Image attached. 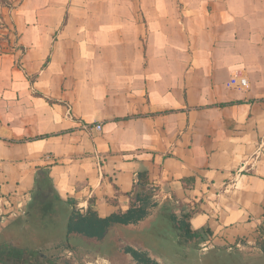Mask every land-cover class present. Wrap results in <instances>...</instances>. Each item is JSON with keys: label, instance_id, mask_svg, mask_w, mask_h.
<instances>
[{"label": "crops", "instance_id": "0c3cea01", "mask_svg": "<svg viewBox=\"0 0 264 264\" xmlns=\"http://www.w3.org/2000/svg\"><path fill=\"white\" fill-rule=\"evenodd\" d=\"M238 3L199 4L207 13L204 48H153L160 34L149 18L125 29L133 39L146 37L141 49L78 50L58 35L24 53L25 34H19L21 47L7 52L0 39V233L25 215L43 169L63 199L104 216L127 209L142 189L138 174L148 171L157 209L178 204L191 211L192 228L208 235L205 245L258 246L264 238V33L249 35L255 45L247 51L236 35L216 33V26L233 24ZM248 4L264 10V0ZM258 23L264 26V16ZM68 25L69 19L63 31ZM91 27L89 41L98 36ZM236 74L247 77L248 88L228 86ZM154 221L149 215L115 225L102 240L72 244L68 255L80 250L86 264H136L125 251L113 258L106 239L120 228L151 232Z\"/></svg>", "mask_w": 264, "mask_h": 264}, {"label": "rangeland", "instance_id": "374dc122", "mask_svg": "<svg viewBox=\"0 0 264 264\" xmlns=\"http://www.w3.org/2000/svg\"><path fill=\"white\" fill-rule=\"evenodd\" d=\"M202 1L205 0H0L1 50L13 52V45L18 46L19 34H25L24 44L27 47H23L24 53L27 49L39 48L40 43L47 39L51 41L52 36L58 40V35L61 36L59 38L66 39L67 48L78 50L125 49L131 48V45L135 48H146L148 44L146 37L133 39L131 33L125 30L131 24L141 23L146 18L153 20L159 28L160 39L151 42L153 48L179 50L190 48L192 45L204 48L207 38L202 29L205 28L203 24L207 22L205 19L207 13L205 9L199 8ZM235 1L239 3L232 13L233 24L223 23L220 27L216 26V33L230 32L236 35L240 49L247 51L255 45L249 35L264 33V26L258 23V19L264 16V10L258 7L253 12L248 0ZM250 17H256V23L249 24ZM68 19L69 29H65V32L64 25ZM89 25L92 26L90 30L97 31L98 35L91 41L88 39ZM108 28L110 31L106 32ZM39 60L38 57L30 61L37 64ZM28 61L29 58L26 62ZM21 64L19 62V65ZM236 75L248 83L246 76ZM236 75L230 79L228 86ZM34 76L35 74L31 78ZM248 85L249 83L244 89L248 88ZM182 209L178 204L163 212L157 207L152 208L150 216L152 215L155 221L150 227L151 232L141 230L132 234L129 229H115L106 239L107 253L120 260L118 253L124 252L126 248L139 246V250L157 257L159 264H264V252L257 245L210 247L205 245L208 235L202 233L192 241H186L179 235L168 217L174 211L181 216ZM47 232L43 233L39 244L45 253L55 254L59 252L55 247L64 240V230L55 225ZM75 236L77 237L71 241L70 247L72 244H81L82 240L94 241L83 236ZM30 238L34 244L37 235L34 233ZM142 245L145 248H142ZM70 247L63 251L62 262L86 264L82 251L76 250L72 252L73 255H68Z\"/></svg>", "mask_w": 264, "mask_h": 264}, {"label": "trees", "instance_id": "16d2710c", "mask_svg": "<svg viewBox=\"0 0 264 264\" xmlns=\"http://www.w3.org/2000/svg\"><path fill=\"white\" fill-rule=\"evenodd\" d=\"M137 184L142 189L130 197L127 209L104 216L91 206L80 209L74 201L63 199L54 188L49 170L39 171L32 190L33 198L25 215L10 222L0 233V264H67L62 262V253L70 247L72 235L102 240L115 225H131L143 221L150 215L151 209L157 206L152 199L153 191L147 188L151 184L148 171L138 174ZM192 217L191 211L181 216L170 215L173 227L186 241H192L200 235L198 230L192 228ZM55 225L63 228L65 237L55 247L59 252L49 255L39 243L43 233H48L47 230ZM34 233L37 238L33 244L30 235ZM258 246L264 252L263 236H260ZM125 252L134 257L136 264H159L145 251L129 247Z\"/></svg>", "mask_w": 264, "mask_h": 264}, {"label": "built area", "instance_id": "2783aa9c", "mask_svg": "<svg viewBox=\"0 0 264 264\" xmlns=\"http://www.w3.org/2000/svg\"><path fill=\"white\" fill-rule=\"evenodd\" d=\"M238 75H236V77H234L231 82L229 83V87H235V88H241L244 89V87L247 86V81L243 78L237 77ZM95 129L100 130L102 129V125L101 124H97L96 126H94ZM50 157L48 156L47 159H49ZM4 199V196L2 195V189L0 186V201H2ZM71 255V254H69Z\"/></svg>", "mask_w": 264, "mask_h": 264}]
</instances>
